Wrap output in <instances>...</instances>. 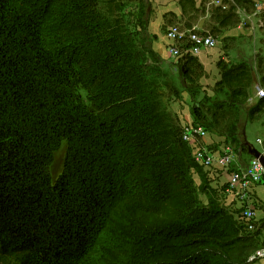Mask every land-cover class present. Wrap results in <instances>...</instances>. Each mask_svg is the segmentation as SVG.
<instances>
[{"label":"trees","instance_id":"16d2710c","mask_svg":"<svg viewBox=\"0 0 264 264\" xmlns=\"http://www.w3.org/2000/svg\"><path fill=\"white\" fill-rule=\"evenodd\" d=\"M179 2L187 26L204 13L193 0ZM127 6L136 16L147 5L0 0V264H96L97 254L114 263L213 264L197 255L208 250L231 264H255L249 258L264 246V223L238 237L229 212L230 219L219 212L191 219L198 199L189 149L160 100L157 80L165 76L146 66L148 80L135 62ZM215 12L220 29L239 22L231 10ZM135 21L144 26L146 16ZM179 64L191 84L204 73L188 55ZM217 68L215 93L224 100L196 105L194 122L244 152L239 111L252 70L246 63ZM256 69L264 84L261 57ZM260 117L264 99L248 106L245 122ZM201 171L197 188L208 190Z\"/></svg>","mask_w":264,"mask_h":264},{"label":"rangeland","instance_id":"374dc122","mask_svg":"<svg viewBox=\"0 0 264 264\" xmlns=\"http://www.w3.org/2000/svg\"><path fill=\"white\" fill-rule=\"evenodd\" d=\"M144 1L145 5H147L144 14H141L139 11H137L136 16H134L136 9L135 7L132 8V6H127L124 10L125 21L127 23L129 33L128 40L134 48L135 62L137 66L140 67L141 75H144L148 80H150V76L152 73L145 69V67L147 66L150 69L152 68L155 71L160 72L161 76H165L164 78H160L157 80L159 84H164L163 86L161 85L159 87V92L163 95L160 100L162 102V106L166 109V111H169L177 118L178 126L182 131L181 142H183L189 149V156L191 159L190 175L193 182H195L196 184V196L198 199V203L191 219H200L205 215L211 216L212 213L215 212H219L218 215L223 219H230V213L232 216V219H230V222L232 223V230L237 233L238 237H245L244 235L247 234L242 232V226L240 225L236 216L240 211L244 210L248 206V204L240 203L238 201H235L234 199L232 200L231 198H228L227 203L224 204V199L221 193L223 192L225 187L222 186V172L218 170L216 166L205 168L201 164L195 163L193 160V152L197 141L190 136L189 137L191 139H184L183 133L185 130V126L191 122L193 123H191L190 126H195L196 129L199 127L203 128L205 132L208 133V136L206 135V138L202 139V143L205 145L214 143L217 145V147L230 148L233 157V165L231 167L233 168L236 167L235 163H241L246 167L250 162L251 157L248 156L247 148L244 146L246 142L251 144L258 152H260L264 156V152H262V148L264 149V117H260V119L258 120H253L251 123L245 122L248 106L250 107V105L247 104V101L245 108L239 111L241 116L240 123L243 133L242 146L245 149L244 152H241L238 148H236V146L232 145L231 142H229V144H226L224 138L217 136V134H215L211 130H206L204 127H202L203 125L194 122L193 118V108L196 105L202 104L205 100H207L210 105L213 106L224 100L223 95H218L217 93H215V91H217L215 85L220 80V72L217 68L218 62H222L226 66L238 65L240 62L246 63L252 69L253 80L251 88H253V90L256 87L264 88V84L261 83V78L260 76L258 77V72L255 68L256 60L252 61L253 59H258L260 57H263L262 59H264V3L263 1L255 0L256 2L261 3L258 6L259 8L263 9L258 10V12L256 13V10L253 8L254 5H241L237 3L236 0H233L234 5L230 4V6H227L225 10L210 5V0H204V2L201 1V3L198 5V9L204 10V13L200 14L198 18L192 21L191 24H188V26L186 25L187 22L183 17H181V20L174 21L172 19H169L166 15L164 16L162 22H160L159 24L157 23L158 27L155 29L154 27H156V25H154L153 27L151 25V20L154 17L156 7H154L152 3L149 2V0ZM249 1L253 3L252 0ZM247 8L249 9V11H247ZM230 10L238 17V24L236 26L233 25L224 29H220L219 22L214 21V16L216 15V12L214 14V11L226 13ZM142 16H146V23L143 24L144 26L140 27V25L138 26L135 24L137 23L135 20H141ZM199 20H201L199 22L200 26L194 27ZM171 27H178L181 31H185V33H187L189 30H194L204 37H211L214 40L215 47L211 49L202 48L197 56H189L187 52H184V50L188 48V39L187 37H184L177 45L178 51H180V53H184L177 56L175 55V53L171 52L170 40L166 37L167 31ZM232 30L235 31L234 35H232L231 33ZM241 32L247 33V37L243 36ZM242 53H244V56L242 59H239ZM187 55L188 57L197 59L198 63L202 67V71L204 72L202 77L196 80L195 84H191L189 81L184 79L180 70L181 66L179 64V61ZM143 57L145 60L142 59ZM203 57L208 60V62L205 64L200 63V60L203 59ZM154 59H156V61L158 62H155ZM144 71L147 73H144ZM155 77L154 79H156ZM108 82L113 83L114 80L109 79ZM170 86L173 87L174 90L177 89L179 91L178 92L176 90L179 93L177 96H170L168 94L167 88ZM251 88L249 90V97H254L255 90H252V92ZM121 114H123V112H120L119 116ZM121 124L122 123H120V125ZM249 125H253L254 127L252 128L251 132L247 133V127ZM256 129H259L262 132L257 131ZM218 137L221 139H219ZM257 140H260L262 144L260 145V143H257ZM189 145L193 150L190 149ZM61 153L62 151L56 153L54 168H52L54 175L58 174L61 169ZM198 169L203 170L200 174H203L205 177L207 175H214L216 177V182L218 181V185H212V182H208V184H211L212 186L211 187L209 185L208 190H201V188H197L200 185V178L198 177L199 175L197 173ZM145 178L146 177L144 175H141L139 177V181L142 182V180H144ZM144 186L148 185L144 183ZM211 201L213 202L212 204L216 203V207H210L209 204ZM262 237L264 238L263 235ZM110 242L113 247L118 246L117 241L111 240ZM257 248L258 250L260 248L263 249L264 246L259 242L257 244ZM197 255L202 257L208 256L210 260H212L213 264H231L224 255L212 250L206 251L204 255ZM92 259L96 264H133L132 260L127 262L124 259L119 261V263H114L112 261L109 262V260L107 258H104V255L101 254L94 255Z\"/></svg>","mask_w":264,"mask_h":264},{"label":"built area","instance_id":"2783aa9c","mask_svg":"<svg viewBox=\"0 0 264 264\" xmlns=\"http://www.w3.org/2000/svg\"><path fill=\"white\" fill-rule=\"evenodd\" d=\"M210 1V5L223 10H225L227 6H230V4L234 5L233 0ZM260 4V2H256L255 0L253 1V8L256 10V13L258 12V10H263L262 8H259L258 5ZM166 37L170 40L171 52L175 53V55L177 56L181 55L184 52H187L189 56H197L202 48L211 49L215 47L214 40L211 37H204L194 30H189L187 33H185V31H181L178 27H171L167 31ZM184 37H187L188 39V48L184 50V52L180 53V51H178L177 49V45ZM263 89L264 88L262 87H256L255 96L249 97L247 99V104L251 106L256 104L259 100L264 99ZM191 123L185 126L183 138L186 140H188V138H193L197 141L193 152L194 162L197 164H201L205 168L216 166L218 170L227 175V183L225 184L223 192H221L224 199V204L227 203L228 198H231L232 200L234 199L235 201H238L240 203L248 204V206L244 210L240 211L237 214L236 218L245 233H254L256 230H258L260 224L257 222L256 211L254 206L252 205V189L254 186L260 185L264 181V167L258 160L251 158L250 162L244 169H233L231 167L233 165L231 149L227 147H217V145L214 143H211L209 145L203 144L202 139L206 138V135L208 136V133L205 132V130L201 127L196 129L195 126H190ZM256 142L261 144L260 140H257ZM190 149H192L191 146ZM206 179L207 182L210 183L207 176ZM209 185L211 186V184ZM257 258H264L263 249L255 252L249 258V262H254L255 260H257Z\"/></svg>","mask_w":264,"mask_h":264},{"label":"crops","instance_id":"0c3cea01","mask_svg":"<svg viewBox=\"0 0 264 264\" xmlns=\"http://www.w3.org/2000/svg\"><path fill=\"white\" fill-rule=\"evenodd\" d=\"M179 1L180 0H149V2L152 3V5L154 7H156V11H155L154 17L151 20V25L153 27H154V25H156V27H154L156 29L158 27V24L160 22H162V20L164 19V16H166V15L168 16L169 19H172L174 21L175 20L176 21L181 20L182 19L181 18L182 17V10H181V7L179 5ZM193 1L195 3V7L196 8L199 7L198 5L201 3V1L204 2V0H193ZM252 1H254V0H252ZM260 1H263V3H264V0H260ZM200 21L201 20H199L194 27H197V26L199 27L200 26V23H199ZM231 33H232V35H234L235 31L232 30ZM155 34H156V31H155ZM241 34L243 36L247 37V33L241 32ZM241 38H243V37H241ZM241 56H240L239 59L243 58L244 53H242ZM204 59H205V57H203V59L200 60L201 64H205V63L208 62L207 59H205L206 61ZM254 60H256V62H257V59H253L252 61H254ZM244 62H246V61H244ZM256 62H255V68H256ZM239 64H241V62ZM253 64H254V62H253ZM252 90H253V88H251V91ZM254 90H255V88H254ZM253 127H254L253 125H249L247 127V133L251 132ZM256 130L262 132L259 129H256ZM261 144H262V142H261ZM263 150L264 149L262 148V152H264ZM247 161H248V159H247ZM235 164H236V167H235L236 169H243L245 167L241 163H235ZM235 168H233V169H235ZM207 177H208V180L210 182H212V185H215V184L218 185V181L216 182V177L214 175H207ZM227 179H228L227 175H225V173L222 172L221 173V181H222V186L223 187L227 183ZM252 192H253V195H252L253 204L252 205L254 206L255 211H256L257 222L259 224H262V223H264V181L260 185L254 186L253 189H252ZM262 235L264 236V232L262 233ZM255 264H264V258H260V259L255 260Z\"/></svg>","mask_w":264,"mask_h":264},{"label":"water","instance_id":"95a60500","mask_svg":"<svg viewBox=\"0 0 264 264\" xmlns=\"http://www.w3.org/2000/svg\"><path fill=\"white\" fill-rule=\"evenodd\" d=\"M244 146L247 148V154L248 156H250L253 159H256L260 162V164H262V166L264 167V156L258 152L251 144H249L248 142H246L244 144Z\"/></svg>","mask_w":264,"mask_h":264},{"label":"bare ground","instance_id":"6f19581e","mask_svg":"<svg viewBox=\"0 0 264 264\" xmlns=\"http://www.w3.org/2000/svg\"><path fill=\"white\" fill-rule=\"evenodd\" d=\"M248 234H249V233H248ZM250 234H251V233H250ZM257 234H258V233H257ZM257 234H254V236L257 235ZM259 234H260V233H259ZM252 235H253V234H252ZM260 235H261V234H260ZM259 259H260V258H259Z\"/></svg>","mask_w":264,"mask_h":264}]
</instances>
